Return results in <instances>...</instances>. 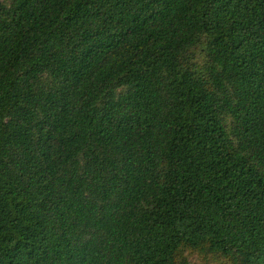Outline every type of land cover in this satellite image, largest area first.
I'll return each mask as SVG.
<instances>
[{
    "label": "trees",
    "instance_id": "16d2710c",
    "mask_svg": "<svg viewBox=\"0 0 264 264\" xmlns=\"http://www.w3.org/2000/svg\"><path fill=\"white\" fill-rule=\"evenodd\" d=\"M0 264H264V0H0Z\"/></svg>",
    "mask_w": 264,
    "mask_h": 264
}]
</instances>
